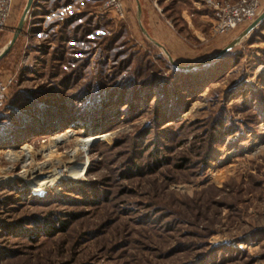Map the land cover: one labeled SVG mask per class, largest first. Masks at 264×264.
<instances>
[{
    "label": "rangeland",
    "instance_id": "rangeland-1",
    "mask_svg": "<svg viewBox=\"0 0 264 264\" xmlns=\"http://www.w3.org/2000/svg\"><path fill=\"white\" fill-rule=\"evenodd\" d=\"M125 4L110 63L76 73L37 26L0 60V80L14 78L0 108V264H264V21L186 70L251 23L216 36L202 0ZM149 7L179 46L158 42ZM197 8L209 23L196 26Z\"/></svg>",
    "mask_w": 264,
    "mask_h": 264
},
{
    "label": "built area",
    "instance_id": "built-area-1",
    "mask_svg": "<svg viewBox=\"0 0 264 264\" xmlns=\"http://www.w3.org/2000/svg\"><path fill=\"white\" fill-rule=\"evenodd\" d=\"M14 0H0V31L7 29L13 14ZM212 12L211 32L221 36L240 26L252 23L258 16L261 0H202ZM128 9L125 0H48L47 11L35 25L29 24L25 35L37 26L35 37L48 41L64 33L67 41L63 50L70 66L86 64L89 70L109 61L106 42L114 35V28L126 22ZM73 58L75 61H71ZM85 66V67H86ZM13 77L0 80V108L7 101Z\"/></svg>",
    "mask_w": 264,
    "mask_h": 264
},
{
    "label": "water",
    "instance_id": "water-1",
    "mask_svg": "<svg viewBox=\"0 0 264 264\" xmlns=\"http://www.w3.org/2000/svg\"><path fill=\"white\" fill-rule=\"evenodd\" d=\"M33 2H34V0H27L26 1V4L24 6L25 8L23 10L22 16L20 17V19L18 21L19 22L18 23V26L14 30L13 35L11 37L12 39L9 41L8 45L0 52V60L3 59L5 56L8 55L9 50L12 48V46L16 43V41L19 38V36L22 34L23 27L25 25L26 17L29 14V12L31 11ZM136 4H137V13L139 15L140 14V4H138V2ZM263 21H264V11L261 14H259L258 17L255 20H253V22L249 26H247L242 31V33H240L238 35V37L235 40H233L231 43H229L227 46H225V48L220 53H218L216 56H214L213 58L208 59L207 61H205V62H203L201 64H198V65H195V66H189V67H180V68L181 69H186V70H193V68L203 67V66L208 65V63H210L211 61H213V60H215V59L223 56L225 53H227L230 50H232L236 45H238V43L242 39H244L249 34H251L253 32V29H255L256 27H258ZM141 31H142L143 34H145V32H144V30L142 28H141ZM145 35H147V37H149L148 34H145ZM153 43L157 47L161 48V46L158 43H156V42H153Z\"/></svg>",
    "mask_w": 264,
    "mask_h": 264
},
{
    "label": "crops",
    "instance_id": "crops-1",
    "mask_svg": "<svg viewBox=\"0 0 264 264\" xmlns=\"http://www.w3.org/2000/svg\"><path fill=\"white\" fill-rule=\"evenodd\" d=\"M37 1L40 3V5L32 6L31 12H33L35 9L36 10L38 9V11L40 13H38V15H36L34 18L39 19L47 11V1L48 0H37ZM156 1H158V3H161L162 5L166 4V2H167V0H156ZM150 7L147 9V11L150 9ZM127 9H128V6H127ZM196 10H197V12L193 13L194 14L193 18H194V20L196 22V26L198 25V23L207 24V23L210 22V20L207 19V15H205L204 10L199 11L198 8ZM152 14H153V11H151V9H150V12H149L147 17H148L150 25L151 26H155V28L158 29L157 32H156L158 34V36H157L158 42L159 43L162 42V43L166 44L168 47L173 46L175 48V47L179 46L180 39L178 38V36L176 34L170 32L166 28V26L164 24V21L162 19L161 20L153 19V15ZM181 18H185L186 21L189 20V18H187L186 10L182 11ZM208 27H209V24H208ZM198 29H199L198 27H194L193 32H195L197 34V37H201V33H199L197 31ZM38 30L39 29H37L36 32H38Z\"/></svg>",
    "mask_w": 264,
    "mask_h": 264
},
{
    "label": "trees",
    "instance_id": "trees-1",
    "mask_svg": "<svg viewBox=\"0 0 264 264\" xmlns=\"http://www.w3.org/2000/svg\"><path fill=\"white\" fill-rule=\"evenodd\" d=\"M36 20H38L39 21V19H36ZM37 21V22H38ZM28 22L25 24V27H24V29H23V31H25L26 30V28H27V26H28ZM60 37H59V41H58V51H60L61 52V56H62V58H63V60L65 59L64 57H65V52H64V50H63V46H64V42L65 41H67V36H65V34L64 33H62V34H60L59 35ZM113 38V37H112ZM112 38H110L107 42H106V44L104 45V47H103V49H104V51H109V49L112 47V43H113V39ZM70 60L71 61H75L73 58H70ZM124 63H126V62H122V63H120L117 67H116V69L115 70H119V69H121L123 66H125L124 65ZM84 64H79V65H77V66H75L73 69H74V71L76 72V73H79L80 72V70H81V68H82V66H83ZM124 80H130V78H127V79H124ZM42 109V108H41Z\"/></svg>",
    "mask_w": 264,
    "mask_h": 264
},
{
    "label": "bare ground",
    "instance_id": "bare-ground-1",
    "mask_svg": "<svg viewBox=\"0 0 264 264\" xmlns=\"http://www.w3.org/2000/svg\"><path fill=\"white\" fill-rule=\"evenodd\" d=\"M69 132H67V133H65V134H63V138L61 139V141L62 142H64V141H66L67 139H69V134H68ZM89 142H84V143H81V145H84V148H87V146H89Z\"/></svg>",
    "mask_w": 264,
    "mask_h": 264
}]
</instances>
